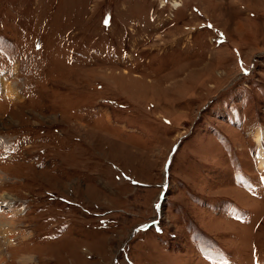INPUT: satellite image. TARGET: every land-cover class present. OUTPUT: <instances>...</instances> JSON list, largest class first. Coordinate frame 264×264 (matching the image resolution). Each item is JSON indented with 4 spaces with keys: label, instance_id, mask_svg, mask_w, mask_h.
Here are the masks:
<instances>
[{
    "label": "rangeland",
    "instance_id": "1",
    "mask_svg": "<svg viewBox=\"0 0 264 264\" xmlns=\"http://www.w3.org/2000/svg\"><path fill=\"white\" fill-rule=\"evenodd\" d=\"M263 130L264 0H0V264H264Z\"/></svg>",
    "mask_w": 264,
    "mask_h": 264
},
{
    "label": "bare ground",
    "instance_id": "2",
    "mask_svg": "<svg viewBox=\"0 0 264 264\" xmlns=\"http://www.w3.org/2000/svg\"><path fill=\"white\" fill-rule=\"evenodd\" d=\"M174 3H175V7H178L179 3H176V2H174ZM14 92H16V91H14ZM5 93L11 99L18 95V94H16L14 96V94L11 91V88H9V86H8V89L5 90ZM263 139H264V130L258 131L257 142L259 143V145L261 147V151H260V155H259V165H260L261 169H264V150H263V147L261 145V141ZM4 141H5V139L0 138V161L2 160V157L4 154L3 153V151L5 149L4 148ZM7 179H8V175H6L5 172H3L0 169V185L6 184ZM0 201H1L0 210H2V212H3L0 215V232H3V229L8 230V231H5V233L9 237V235L11 233H13V232L16 233L18 231L16 228V225H17L16 224V221H17L16 217L20 213L23 212V209L15 206L14 203L16 202V199L14 197L10 196V194L8 195L6 193H0ZM1 256H2V249L0 248V258H1Z\"/></svg>",
    "mask_w": 264,
    "mask_h": 264
}]
</instances>
